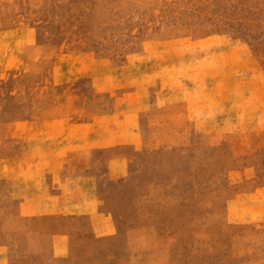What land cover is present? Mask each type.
<instances>
[{
	"label": "rangeland",
	"instance_id": "1",
	"mask_svg": "<svg viewBox=\"0 0 264 264\" xmlns=\"http://www.w3.org/2000/svg\"><path fill=\"white\" fill-rule=\"evenodd\" d=\"M206 37L211 46L214 38L244 43L264 79V0H0V121L14 122L0 126V152L19 153L0 162L14 169L12 186L0 182V264H264V147L233 157L217 138L200 148L125 149V172L111 161L110 180L106 161L96 163L94 209L88 181L62 166V217L44 208L57 193V153L74 146L76 90L85 119L144 92L151 104L156 89L202 87L219 64L185 45ZM92 56L105 59L108 74L93 95L88 79L74 78L84 65L76 58ZM59 115L62 126L46 122ZM59 230L62 251H52Z\"/></svg>",
	"mask_w": 264,
	"mask_h": 264
},
{
	"label": "crops",
	"instance_id": "2",
	"mask_svg": "<svg viewBox=\"0 0 264 264\" xmlns=\"http://www.w3.org/2000/svg\"><path fill=\"white\" fill-rule=\"evenodd\" d=\"M216 40L219 44L217 59L210 55L215 52ZM211 42L212 38L206 37L204 40L189 42L185 45L189 48L188 50L192 48L191 46L195 49V46L199 45L197 50L202 51L203 54L198 57L203 63L219 64L217 73L210 74L213 72L208 71L210 74L208 76H213L214 80L208 79V82L202 83V87L200 83H195L196 81L189 83L186 93H180V87H171L170 91L163 88L156 89L155 102L150 104V93L143 91L142 98L135 103H125L120 110H116L114 105L111 110L92 113L84 119L80 117L84 110L83 92L76 90L74 146L65 147L57 153L56 163L52 167V174L57 181V193L55 192L53 200L44 206L46 215L54 214L62 217V166L74 172L77 181L81 178L88 181L90 207L94 209L98 204L96 187L100 178L96 163L98 164L99 160L106 161L108 167L104 169V175L107 180H110L116 175L110 171L111 161L115 160L122 164L125 172L128 160L125 149L131 152L140 151L143 148L180 149L194 143L199 144L198 148H200L202 141L210 142L217 138L219 139L216 143H220L221 138L226 141L228 151L233 157L264 147V79L259 78L256 60L244 43L233 40H226L223 43L222 39L215 38L213 46ZM25 46H22V49H25ZM178 53L179 47L171 48V63H177ZM78 58L75 63L84 65H75L74 78L88 79L92 95L99 92L100 83L108 79V74H103L104 69H107L105 59L92 56L86 58L83 63L79 62ZM247 60L251 62V66L244 67L247 72L244 75V68L240 64L244 61L249 63ZM231 64L239 66L234 68V71L224 72L223 66ZM65 74L68 72L62 70V80L68 79V75ZM223 79H228L229 82ZM127 91L128 95L135 92L130 89ZM142 108H144V117L143 124H140L139 113ZM61 117L60 115L52 116L46 122L53 127L54 122L58 121L62 126ZM13 123V121H0V126H12ZM5 138L2 131L0 145H5L3 144ZM63 138L65 139L66 135ZM68 138H70L69 135ZM109 149H112L111 153ZM96 151L101 153L96 155ZM18 159L17 151L0 152V162L13 163ZM13 170L12 167L8 170L0 168V182L5 181L12 186ZM239 172L235 170L230 171L229 174L235 175ZM51 239L54 241L52 251H62V230L52 234Z\"/></svg>",
	"mask_w": 264,
	"mask_h": 264
}]
</instances>
